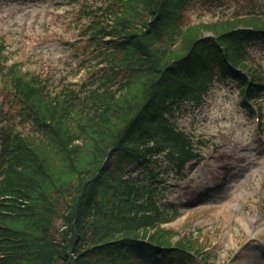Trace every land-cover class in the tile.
I'll return each mask as SVG.
<instances>
[{
	"label": "trees",
	"instance_id": "1",
	"mask_svg": "<svg viewBox=\"0 0 264 264\" xmlns=\"http://www.w3.org/2000/svg\"><path fill=\"white\" fill-rule=\"evenodd\" d=\"M244 1L86 4L83 44L98 48L103 66L78 89L8 64L0 41L17 124L33 130L0 127V264H215L194 231L167 226L182 209L163 195L164 176L182 177L200 156L176 120L216 80L237 82L243 107L259 105L264 73L250 48L264 43V15ZM231 2L229 17L192 20Z\"/></svg>",
	"mask_w": 264,
	"mask_h": 264
},
{
	"label": "rangeland",
	"instance_id": "2",
	"mask_svg": "<svg viewBox=\"0 0 264 264\" xmlns=\"http://www.w3.org/2000/svg\"><path fill=\"white\" fill-rule=\"evenodd\" d=\"M244 2L264 15V0ZM102 3L0 0V41L9 56L7 63L22 62V71L42 75L58 90L65 84L77 89L95 81L90 72L100 67L101 57L98 48L83 44L86 36L82 29L89 24L85 4L94 9ZM236 8L231 2L222 9L194 12L192 20L229 17ZM250 51L251 62L264 73L262 41ZM257 101L261 123L254 106L252 113L241 106L236 82L217 81L202 106L177 120L180 128L201 138L204 145L202 158L188 164L184 178L169 175L165 179L168 185L163 195L178 203L183 213L167 226L180 236L194 231V238L205 244L202 255H211L215 264H264V94ZM18 109L10 82L3 75L0 127L9 117L15 127L33 133L30 123L17 124Z\"/></svg>",
	"mask_w": 264,
	"mask_h": 264
}]
</instances>
